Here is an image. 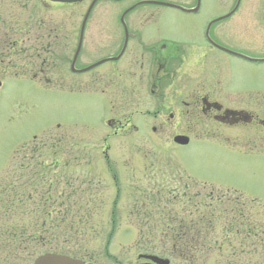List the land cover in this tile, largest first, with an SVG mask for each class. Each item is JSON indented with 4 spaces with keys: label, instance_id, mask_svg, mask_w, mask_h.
Here are the masks:
<instances>
[{
    "label": "rangeland",
    "instance_id": "1",
    "mask_svg": "<svg viewBox=\"0 0 264 264\" xmlns=\"http://www.w3.org/2000/svg\"><path fill=\"white\" fill-rule=\"evenodd\" d=\"M84 11V5L0 0V21L13 24L76 23ZM155 11L147 20L148 26L169 37L195 35L196 25L220 13L222 7L217 0H203L196 15L168 6H157ZM105 17L90 21L117 22L113 13ZM92 28L85 31V47L93 40ZM33 33L31 30L28 36ZM26 36L25 29L10 30L6 38L16 40V44L0 46V189L8 187L9 195L7 198L4 192L8 209L0 205V264H31L49 247L47 240L52 242L60 232L71 230L86 231V246L99 252L107 246L117 260L120 248L126 247L127 264L140 246L168 257L170 242L165 233L176 227L177 220L201 215L204 205L215 196L231 198L230 202L220 199L218 205L213 204L223 229L216 227L217 242L209 250L203 247L193 264H264V204L233 202L231 190L224 195V189L202 183H228L244 197L263 200L264 160L223 150L215 137H194L197 125L191 126L188 145L172 146L163 136L168 129L152 133L150 126L156 125L155 121L142 114L133 118L137 133L110 137L102 143L106 132L103 120L112 106L99 92L56 85L60 70L65 71V84L73 81L66 72L67 62L59 61L58 51L52 52L58 55L57 60L49 58L47 62L50 71L46 77L28 74L30 68L35 71L40 67V62L36 57L39 46L26 41ZM4 37L0 30V38ZM70 48L69 44L65 53H70ZM108 52L107 47L96 49L91 59ZM226 60L230 70L222 66L224 84L250 82L248 75L256 68L234 57L227 56ZM241 64H246L245 73L239 72ZM110 67L105 63L100 69ZM176 82L184 84L180 77ZM137 97L138 105L131 103L120 111L128 113L137 108L143 112L151 107V99L144 94ZM106 146L108 156L104 157L100 151ZM61 150L65 155L55 153ZM146 197L159 199V205L143 202ZM156 207L166 209L164 217ZM109 229L115 230L114 236L103 237L101 231ZM34 235L37 238L33 240Z\"/></svg>",
    "mask_w": 264,
    "mask_h": 264
},
{
    "label": "flooded vegetation",
    "instance_id": "2",
    "mask_svg": "<svg viewBox=\"0 0 264 264\" xmlns=\"http://www.w3.org/2000/svg\"><path fill=\"white\" fill-rule=\"evenodd\" d=\"M217 1L222 11L196 25V30H193L195 35L186 33L164 37L147 24V20L157 13L155 7L168 6L185 14L196 15L201 10L203 0H79L74 3L34 0L35 3L49 6L84 5L85 11L76 23L34 21L21 25L0 21V30L5 35L0 38V46L9 45V42L16 44V40L6 38L8 31L25 29V40L39 46L36 57L39 58L40 67L27 71L28 74L32 73L33 78L46 77L50 71L47 62L49 58L57 60L58 55L54 56L52 52L58 51L59 61L67 62L66 72H70L73 81L65 84V71L60 70L62 75H58L56 85L99 92L112 106L103 120L106 132L101 137L102 143L110 137L137 133L139 128L133 123V118L142 114L148 120L155 121L156 125L150 126L152 133L162 128L168 129H164L163 136L172 146L188 145L192 140L189 136L191 126L197 125L199 129L194 137H215L223 143H220L223 150H236L264 160V0ZM108 13L115 14V24L107 20L90 21L100 15L107 19L105 15ZM91 27L94 37L85 47V31ZM69 29L71 32L65 33ZM31 30L34 33L28 36ZM117 33L120 34L117 36ZM69 44L70 53H65ZM104 47L110 52L91 59L94 50ZM227 56L256 68L253 75H248L251 77L249 83L241 84L239 80L230 86L221 81L222 66L230 70ZM123 59L125 62L118 64ZM97 62L100 63L93 65ZM105 63L111 64V67L101 70ZM244 65L239 66V72L245 73L247 68ZM176 77H180L184 84L177 85ZM143 94L151 99L149 109L143 112L137 108L128 113L120 111L131 103L138 105L137 95ZM176 136L187 137V144L175 143ZM108 149L109 146H106L100 151L104 157L108 156ZM55 153L62 155L64 150ZM202 183L211 188L224 189V195L231 190L233 202L264 204V199L244 197V193L231 184ZM222 199L231 201V198ZM146 201L159 205L157 198L146 197L143 202ZM155 209L159 210V216L164 217L166 209ZM114 232V229H109L101 231V234L105 238H112ZM86 233L82 230L62 231L54 241L47 240L49 247L43 253L66 255L82 264H127L124 258L126 247L120 248L121 257L117 260L111 256L107 246H103L101 252L86 246ZM139 249L134 252L130 264H163L149 257L157 255L154 251L142 246ZM172 250L173 246L170 248ZM168 258V264H173V259Z\"/></svg>",
    "mask_w": 264,
    "mask_h": 264
},
{
    "label": "trees",
    "instance_id": "3",
    "mask_svg": "<svg viewBox=\"0 0 264 264\" xmlns=\"http://www.w3.org/2000/svg\"><path fill=\"white\" fill-rule=\"evenodd\" d=\"M7 189L8 187L0 189V205H3V208L8 206L6 204V196L9 198ZM213 201V199H210L209 203L204 205L206 209L201 215L197 214L198 216L195 215L194 218H188L187 221V218L185 217H183L182 220H177L176 227H172L171 229L173 230H171L166 236V240H168L171 243V246H173L172 254L186 264H193L197 254L203 247H206L207 250H209V247L217 242V238L215 239L216 227L223 229V225H218L220 223L219 212L216 213L213 207V204H215V206L218 205V201H216V203H213ZM199 206L201 205L199 204ZM6 209H8V207ZM167 213L170 214V211L168 210ZM4 214L5 213H3V215ZM232 223L233 221L230 222L231 225ZM231 225L230 227H233ZM34 238L36 239L37 237L34 235L33 240Z\"/></svg>",
    "mask_w": 264,
    "mask_h": 264
},
{
    "label": "water",
    "instance_id": "4",
    "mask_svg": "<svg viewBox=\"0 0 264 264\" xmlns=\"http://www.w3.org/2000/svg\"><path fill=\"white\" fill-rule=\"evenodd\" d=\"M53 1H60V2H74L77 0H53ZM160 4H166V3H160ZM174 141L179 144H185L187 143V138L184 136H176L174 138ZM155 261H158L163 264H167V259H161L156 256H149ZM33 264H82L77 260H74L72 258H69L64 255H57V254H51V253H45L40 256H38Z\"/></svg>",
    "mask_w": 264,
    "mask_h": 264
}]
</instances>
